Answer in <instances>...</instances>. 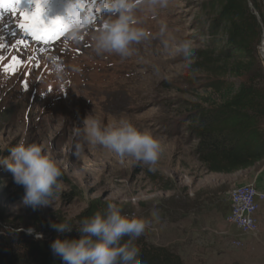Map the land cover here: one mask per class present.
Segmentation results:
<instances>
[{
	"label": "rangeland",
	"instance_id": "rangeland-1",
	"mask_svg": "<svg viewBox=\"0 0 264 264\" xmlns=\"http://www.w3.org/2000/svg\"><path fill=\"white\" fill-rule=\"evenodd\" d=\"M38 2L45 22L66 19L67 0ZM81 2L88 8L91 24L80 39L70 41L64 32L45 37L47 43L18 27L24 22L21 11L35 13V0H20V7L15 0L0 3V112L10 113L9 120L0 123V152L20 142H36L63 171L62 191L55 202L36 207L25 205L23 197L14 200L11 176L1 175L3 231L11 230L6 222L23 226L34 215L47 220L58 215L73 218L90 200L100 198L143 220L146 240L169 247L185 264H264L262 229L242 234L226 223L228 193L249 182L258 185L264 163L233 174L206 170L196 153L197 139L188 131L190 106L219 95L200 86L203 75L194 84L186 83L184 62L173 55L183 40L191 41L195 50L209 43L206 28L215 9L208 0H170L169 7L157 14L139 10L138 26L149 31L150 38L122 59L114 53H95L91 37L101 18L92 7L95 0ZM162 23L167 25V50L159 36ZM262 48L264 40L257 48L264 68ZM53 60L66 66L63 80L52 71ZM230 81L238 83L236 78ZM88 115L104 124L126 116L154 136L161 144L157 170L149 172L132 157L99 145L86 144L79 157L73 155L75 130L83 127ZM0 170L7 171L3 166Z\"/></svg>",
	"mask_w": 264,
	"mask_h": 264
},
{
	"label": "trees",
	"instance_id": "trees-1",
	"mask_svg": "<svg viewBox=\"0 0 264 264\" xmlns=\"http://www.w3.org/2000/svg\"><path fill=\"white\" fill-rule=\"evenodd\" d=\"M248 1L208 0L216 11L206 28L209 43L196 49L192 69H186L184 76L191 85L203 75L200 86L219 95L218 99L207 97L191 104L188 128L197 139L199 161L212 173L233 174L264 163V68L257 49L262 40V27ZM250 1L264 27V0ZM230 78L238 79L236 86ZM9 118V112H0V123ZM1 155L7 156V150L0 152ZM1 175L11 176L10 185H15L14 200L24 196L23 186L14 182L10 171L0 170ZM107 203L100 198L90 200L73 217V223L106 208ZM64 218L58 215L47 220L34 215L23 226L8 221L11 230L4 232L0 214V264H63L51 251L52 241L58 235L61 238L79 236L75 228L61 235L50 227L52 222ZM20 227L30 228L32 232L21 231ZM38 233L43 236L34 237ZM136 243L143 264H185L169 247L149 243L143 235Z\"/></svg>",
	"mask_w": 264,
	"mask_h": 264
},
{
	"label": "clouds",
	"instance_id": "clouds-1",
	"mask_svg": "<svg viewBox=\"0 0 264 264\" xmlns=\"http://www.w3.org/2000/svg\"><path fill=\"white\" fill-rule=\"evenodd\" d=\"M170 0H95L92 7L101 18V24L92 34V47L97 55L116 54L126 59L134 54L135 45L150 38L144 27L138 26L136 14L145 10L157 14L169 7ZM66 19L59 17L70 41H78L91 24L88 8L81 0H67ZM167 25L162 23L159 36L163 47L170 45L166 38ZM183 60L185 69H192L196 50L189 40L179 42L173 52ZM73 71H79L73 67ZM158 70V69H157ZM52 71L63 80L67 68L63 62L52 61ZM73 155L79 157L86 144L99 145L121 157L130 156L141 168L155 172L161 154L160 142L151 134L139 130L129 118L121 116L104 124L95 116H86L83 127L75 130ZM0 156V166L13 174L14 182L23 186V203L28 206L55 202L62 191L63 171L57 161L47 154L41 144L20 142ZM50 227L58 234L71 233L78 238L58 237L50 248L63 264H143L136 241L145 231V222L123 212L120 205L108 202L106 208L73 223L71 216L52 222ZM32 231V229H29ZM126 238V239H125Z\"/></svg>",
	"mask_w": 264,
	"mask_h": 264
},
{
	"label": "built area",
	"instance_id": "built-area-1",
	"mask_svg": "<svg viewBox=\"0 0 264 264\" xmlns=\"http://www.w3.org/2000/svg\"><path fill=\"white\" fill-rule=\"evenodd\" d=\"M230 210L226 223L234 226L242 234L258 231L256 213L264 200V191L257 189L253 182L239 185L228 193Z\"/></svg>",
	"mask_w": 264,
	"mask_h": 264
},
{
	"label": "snow or ice",
	"instance_id": "snow-or-ice-1",
	"mask_svg": "<svg viewBox=\"0 0 264 264\" xmlns=\"http://www.w3.org/2000/svg\"><path fill=\"white\" fill-rule=\"evenodd\" d=\"M0 3H3V0H0ZM16 7H20V0H15ZM16 7H12L10 10L15 12ZM43 6L38 0H35V13H24L20 12L21 20L24 21L18 24V27L21 30L28 32L31 36H33L37 41L44 40L47 43L48 39L53 37H58L62 35L65 31L63 23L59 17L49 20L45 22L42 18ZM98 11V10H96ZM29 24L31 25L29 27ZM23 43V40L20 41ZM3 47V45H0ZM16 59L15 57L13 58Z\"/></svg>",
	"mask_w": 264,
	"mask_h": 264
},
{
	"label": "crops",
	"instance_id": "crops-1",
	"mask_svg": "<svg viewBox=\"0 0 264 264\" xmlns=\"http://www.w3.org/2000/svg\"><path fill=\"white\" fill-rule=\"evenodd\" d=\"M258 185L255 184L257 189L264 191V169L259 172V177L257 181ZM256 217L258 220V230L261 228V233L264 235V200L260 203V208L256 213Z\"/></svg>",
	"mask_w": 264,
	"mask_h": 264
},
{
	"label": "water",
	"instance_id": "water-1",
	"mask_svg": "<svg viewBox=\"0 0 264 264\" xmlns=\"http://www.w3.org/2000/svg\"><path fill=\"white\" fill-rule=\"evenodd\" d=\"M248 5H249L250 9L253 11V13L255 14L257 20L259 21V23H260V25L262 27V40H264V27H263V25H262V23L260 21V16H259L258 12L255 10V8H254V6H253V4L251 3L250 0L248 1ZM262 40H261V42H262Z\"/></svg>",
	"mask_w": 264,
	"mask_h": 264
},
{
	"label": "bare ground",
	"instance_id": "bare-ground-1",
	"mask_svg": "<svg viewBox=\"0 0 264 264\" xmlns=\"http://www.w3.org/2000/svg\"><path fill=\"white\" fill-rule=\"evenodd\" d=\"M261 54L264 56V49H263V48H262V50H261ZM237 187H238V186L234 187V188L231 189V190H235ZM231 190H230V191H231Z\"/></svg>",
	"mask_w": 264,
	"mask_h": 264
}]
</instances>
